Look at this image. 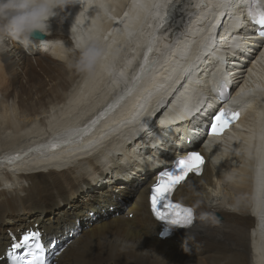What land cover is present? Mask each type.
Masks as SVG:
<instances>
[{"label": "bare ground", "instance_id": "1", "mask_svg": "<svg viewBox=\"0 0 264 264\" xmlns=\"http://www.w3.org/2000/svg\"><path fill=\"white\" fill-rule=\"evenodd\" d=\"M247 3L86 0L53 19L43 40L0 45V130L20 135L0 152L10 167L0 175V264L29 226L58 264H264V46L249 36ZM233 38L236 53L227 50ZM84 46L97 53L87 70ZM237 55L246 74L218 101ZM239 105L225 132L205 136L215 109ZM205 141L202 174H189L173 196L196 219L162 241L148 203L155 174ZM16 167L31 170L15 177Z\"/></svg>", "mask_w": 264, "mask_h": 264}, {"label": "snow or ice", "instance_id": "2", "mask_svg": "<svg viewBox=\"0 0 264 264\" xmlns=\"http://www.w3.org/2000/svg\"><path fill=\"white\" fill-rule=\"evenodd\" d=\"M250 15L256 23L264 25V8L255 6ZM260 35L264 37V31ZM237 116L238 113H229L227 109L221 108L214 116L211 125L212 132L219 134L229 125L231 119ZM203 163L204 160L201 154L193 152L177 161L178 167L176 171L166 170L158 173L150 189L151 209L158 221H163L170 226L178 228L186 227L193 223V210L190 207L175 203L171 196L173 190L188 177L189 173H199L201 171ZM29 235L38 236L40 233L30 231L29 234L23 236V239L27 241ZM12 246L19 247L15 243ZM36 246L39 248L41 245L37 244Z\"/></svg>", "mask_w": 264, "mask_h": 264}, {"label": "clouds", "instance_id": "3", "mask_svg": "<svg viewBox=\"0 0 264 264\" xmlns=\"http://www.w3.org/2000/svg\"><path fill=\"white\" fill-rule=\"evenodd\" d=\"M86 0H0V45L5 41L18 42L25 47L34 43V35H47L51 31L50 22L63 18L66 10ZM6 48H0L5 51ZM97 55L94 49L81 48L79 66L87 70L90 60Z\"/></svg>", "mask_w": 264, "mask_h": 264}, {"label": "rangeland", "instance_id": "4", "mask_svg": "<svg viewBox=\"0 0 264 264\" xmlns=\"http://www.w3.org/2000/svg\"><path fill=\"white\" fill-rule=\"evenodd\" d=\"M86 14H87V11H86ZM193 38H197V36H196V34H194L193 33V36H192ZM189 41H190V39H189ZM188 41V42H189ZM6 42V41H5ZM44 44H41L40 45V47L41 48H44V46H43ZM65 51V50H64ZM43 52H45V53H47V54H50L49 52H47V50H43ZM62 55H65V53L63 54L62 53ZM66 55H67V53H66ZM65 57H67V56H65ZM34 61V60H33ZM35 62V61H34ZM63 62H64V60H63ZM66 63H68V62H66ZM70 63V65H72V63L71 62H69ZM182 63V62H181ZM210 63V62H209ZM207 64V63H206ZM187 69H190V68H187ZM187 69H185V70H187ZM41 74V73H40ZM40 79H41V82H44V83H46V82H48V77H46L45 75H41L40 76ZM47 88V87H46ZM157 92H155V95L154 96H152V93H150V95H151V97H157V95H158V90H156ZM119 92V90H117V91H115L113 94H112V96H115L117 93ZM150 95H149V97H150ZM111 96V97H112ZM146 99H150V98H145L144 99V101L146 100ZM154 99V98H153ZM11 102H9V104H10ZM142 105H144V104H142ZM142 105L139 107V109H141V108H143L142 107ZM95 111L96 110H91L90 112H88L87 114H90L91 116L92 115H94V113H95ZM33 118V117H32ZM32 118H30V117H22V116H20L19 114H16V119H17V121L20 123V124H28V125H30V126H35V125H37V124H39V121H38V119H32ZM70 118V117H69ZM67 118H65V119H63V120H59V121H54V122H52V124H56V123H58V124H60V123H62V122H64V120H66ZM140 121V120H139ZM78 123V122H77ZM81 125V124H80ZM54 128H56V127H53V126H50V128L48 129V130H50V129H54ZM34 129H36V128H33L32 130H34ZM2 130H4V129H1L0 130V152L1 151H3L1 154H3L5 151L4 150H10V147H12L13 146V144L18 140V138L20 137V135L19 134H17V135H15V137H14V139L15 140H10L9 138L10 137H13V131H12V133H11V131L10 130H7V131H3L2 132ZM32 130H29V131H32ZM121 131H124V130H122L121 129ZM8 133V135H7V133ZM159 132H161V133H165L166 131H162V129H160V131ZM6 133V134H5ZM5 134V135H4ZM36 138H38V137H35V139ZM148 138V137H147ZM9 148V149H8ZM4 149V150H3ZM79 158H81V159H83V158H85L84 156H82V157H78L77 159H79ZM79 161H81V160H79ZM84 160H82L81 162H83ZM4 166H2V165H0V175L2 174L3 176L5 175L4 173H6L5 172V170H6V168L7 169H9L8 167H6L5 166V168H3ZM223 167V165H221L220 164V166H219V168L221 169ZM10 170V169H9ZM14 170V172H13V174H14V176L16 177V176H18V175H20V173H22V172H24V173H28L31 169H24L23 167L22 168H18V167H16V168H14L13 169ZM3 171V172H2ZM10 172V171H9ZM233 174H235V173H233ZM1 175V176H2ZM236 175V174H235ZM8 176H10V175H8ZM8 176H7V178H8ZM12 177H13V175H12ZM15 177H13V179L15 178ZM4 178V177H3ZM6 178V179H7ZM5 179V180H6ZM12 179V180H13ZM12 180H9V182H11ZM8 182V183H9ZM6 184V182H3V185L5 186V188H6V186H8L7 188H10V186L9 185H5ZM3 188V187H2ZM6 188V189H7ZM226 198L227 199H236V198H238V195L236 194V193H234V195H232V194H230V195H226ZM222 202V201H221ZM221 202H215V201H213V203H217V204H219V203H221ZM235 207H237V209H235ZM235 207H233V205H231V208L232 209H235V212H237L238 211V209H240V206L239 205H235ZM35 221L33 220L32 222H31V225L34 223ZM29 225V224H28ZM27 226V225H26ZM30 227V226H29ZM22 232V231H21ZM4 241V240H3Z\"/></svg>", "mask_w": 264, "mask_h": 264}, {"label": "water", "instance_id": "5", "mask_svg": "<svg viewBox=\"0 0 264 264\" xmlns=\"http://www.w3.org/2000/svg\"><path fill=\"white\" fill-rule=\"evenodd\" d=\"M83 6V5H82ZM73 7H75V6H73ZM70 12L72 13V16H73V19H75V13L74 12H72V10L70 9ZM44 37V35L43 34H41V33H36L35 35H34V37H33V39H42ZM77 137V136H76Z\"/></svg>", "mask_w": 264, "mask_h": 264}, {"label": "built area", "instance_id": "6", "mask_svg": "<svg viewBox=\"0 0 264 264\" xmlns=\"http://www.w3.org/2000/svg\"><path fill=\"white\" fill-rule=\"evenodd\" d=\"M221 23H222V25L221 26H223L224 24H223V22L221 21ZM250 36V35H249ZM234 41H235V39L233 38L232 39V41L230 42V44L231 43H234ZM244 49H246L248 52H250V50L252 49V46H249V47H245ZM233 53H236V52H233ZM237 56H239V55H237Z\"/></svg>", "mask_w": 264, "mask_h": 264}]
</instances>
